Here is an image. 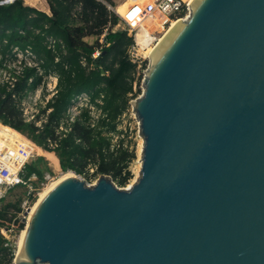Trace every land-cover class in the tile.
<instances>
[{"label": "water", "instance_id": "1", "mask_svg": "<svg viewBox=\"0 0 264 264\" xmlns=\"http://www.w3.org/2000/svg\"><path fill=\"white\" fill-rule=\"evenodd\" d=\"M179 21L131 101L137 181L71 171L15 264H264V0H195Z\"/></svg>", "mask_w": 264, "mask_h": 264}, {"label": "trees", "instance_id": "2", "mask_svg": "<svg viewBox=\"0 0 264 264\" xmlns=\"http://www.w3.org/2000/svg\"><path fill=\"white\" fill-rule=\"evenodd\" d=\"M45 1L49 12L24 0L0 4V124L53 154L63 171H74L86 179L107 174L124 186L133 176L136 151L114 144L110 133L137 97V64L129 58L133 34L119 26V15L109 8L114 0ZM87 37H94V42ZM97 49L100 54L94 57ZM20 52L30 53L35 63L19 60L22 65L12 66ZM49 75L57 77L55 93L27 120L22 99ZM79 96H87L88 103L71 117L70 108L78 104ZM26 169L28 175L35 172L38 181L44 180L37 163ZM36 193L29 196V202ZM19 212L20 201L0 208V264H12L15 258L1 229L22 230Z\"/></svg>", "mask_w": 264, "mask_h": 264}, {"label": "rangeland", "instance_id": "3", "mask_svg": "<svg viewBox=\"0 0 264 264\" xmlns=\"http://www.w3.org/2000/svg\"><path fill=\"white\" fill-rule=\"evenodd\" d=\"M129 0H114V6L112 8L115 9L118 8L120 4L126 3ZM30 3H33L32 5L43 9L40 3H36L35 0L29 1ZM132 3V2H131ZM129 4L126 5V7ZM111 8V9H112ZM117 13V11H116ZM87 41L90 43H93L95 38L94 37H87ZM19 60H22V64L25 61H31L32 63H35V57L32 56L30 53L24 54V53H18L17 58L12 59L13 63L12 66H19L22 65ZM149 65L148 59H142L141 63H137V70L134 73L135 75V84L134 87L137 90V99L142 93H143V78H144V71L146 70L147 66ZM4 77V76H3ZM54 75H49L44 79L42 84L38 86L36 89L29 90L28 94L22 99V108L24 112V116L26 119H32L35 115H37L40 112L41 107H43L46 102L53 96L55 93V87L57 85V79ZM135 99H132L131 101H134ZM88 100H81L80 103L75 104L73 107L70 108L69 115L73 117L77 113H79L80 107L83 105H87ZM97 112L93 109V115L96 116ZM40 122H38L39 124ZM0 132L4 134V137L16 141L19 143H22L26 145L28 148L32 149L35 154L34 157L31 158L30 163H37V166L44 174V180L38 181L35 180V183L37 185H34L36 187V197L33 202H29L25 206V201L27 199V193L25 192V188L18 187L16 189H12L8 192L6 197H4V200H0V208L4 206L7 203H18L21 202V208L22 212H19L17 215L18 218H20V222L24 223V228L26 227L30 214H28L30 207L32 208L34 204L37 202L39 198L40 191L44 190L51 182L59 179L64 173L69 171H63L60 167V164L58 162V159L50 153H44V150L42 152V149H40L37 145L32 143L30 140L24 138L19 133L15 132L9 127H6L4 125L0 124ZM112 137V142L114 144H123L124 146H129L131 149H135L136 151V158L134 159L131 170H132V178L124 185L119 186L121 188H128L131 186L134 182L137 181V179L140 176V169H141V152H142V146H143V137L141 135L140 129H139V120L133 111L132 104L130 102L129 107L124 111V113L119 117L117 121V129L114 132L110 133ZM33 152V153H34ZM42 157V158H41ZM81 178L85 179L88 183L93 184L96 182L97 178H90L86 179L85 176L79 175ZM46 177V178H45ZM12 208V212H13ZM24 228L22 230L17 229L12 226L11 229H7L3 227L1 229V232L3 235L9 239L11 242L15 258L17 254L19 253V240L20 236L22 235ZM15 258L12 262V264H15Z\"/></svg>", "mask_w": 264, "mask_h": 264}, {"label": "built area", "instance_id": "4", "mask_svg": "<svg viewBox=\"0 0 264 264\" xmlns=\"http://www.w3.org/2000/svg\"><path fill=\"white\" fill-rule=\"evenodd\" d=\"M15 1L0 0V4H10ZM29 1L32 0H24V3L34 6ZM35 1V4L46 2L45 0ZM109 6L112 8L111 5ZM112 9L115 10L114 8ZM117 10L118 8L116 7ZM190 12L191 1L189 0H133L123 12H117L120 17L119 26L133 34L134 42L129 48L130 60L136 64L141 63L142 59L149 60L150 57L146 56L149 47L155 46L159 42V39L170 30L174 22L187 18ZM150 27L152 28L150 33L141 36L142 32L149 30L147 28ZM101 42L103 43V39H101ZM100 51V49H97L93 53V56H99ZM26 62L28 65L33 64L31 61ZM83 99L88 100L87 96H79L77 103H80ZM25 154L18 152L11 154V170L0 173V200L6 197L10 190L23 187L27 190L26 206L29 196L36 191L34 182L37 180V174L32 172L28 175L26 169L27 165L30 164L31 158L34 157L35 152L24 157Z\"/></svg>", "mask_w": 264, "mask_h": 264}, {"label": "bare ground", "instance_id": "5", "mask_svg": "<svg viewBox=\"0 0 264 264\" xmlns=\"http://www.w3.org/2000/svg\"><path fill=\"white\" fill-rule=\"evenodd\" d=\"M189 1H191V3H193L195 0H189ZM131 2H133V0H129L126 3L120 4L119 7H118L117 12L118 13L123 12L124 9L126 8V5L130 4ZM185 19H187V18H184L182 20H185ZM177 23H180V21L174 22L173 25L171 26L170 30L167 33H172L174 31L175 26H176ZM150 28H147L149 30L142 32L141 36H145V34H149L150 31H151ZM167 33L159 39V42L155 46L149 47V49L146 52V56H149L151 58V52H153L156 48L162 47V45H163V43H164V41H165V39L167 37ZM0 143H1V149H0V173H5V172L11 170V154H14L15 152L26 153L24 155V157H26L30 153L34 152L32 149L28 148L26 145H24L22 143H19V142H16V141H12V140H9V139L5 138L4 134L1 133V132H0ZM69 175H73V172L69 171V172L64 173L59 179L51 182L44 190L40 191L39 198H38L37 202L29 210L30 217L32 216V214L34 212V209L37 207V205L39 204L41 199L48 193V191H50V189L58 181H60L61 179H63L64 177H67ZM24 233H25V231H23L22 235L20 236L19 246H21V244H22ZM18 255H19V253L17 254L16 258L18 257Z\"/></svg>", "mask_w": 264, "mask_h": 264}, {"label": "crops", "instance_id": "6", "mask_svg": "<svg viewBox=\"0 0 264 264\" xmlns=\"http://www.w3.org/2000/svg\"><path fill=\"white\" fill-rule=\"evenodd\" d=\"M41 6H42V10H45V11H47V12H49V9H48V5H47V3L46 2H42L41 4H40Z\"/></svg>", "mask_w": 264, "mask_h": 264}]
</instances>
